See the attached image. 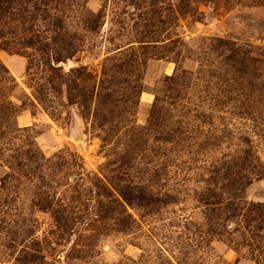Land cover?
Instances as JSON below:
<instances>
[{
  "label": "rangeland",
  "instance_id": "obj_1",
  "mask_svg": "<svg viewBox=\"0 0 264 264\" xmlns=\"http://www.w3.org/2000/svg\"><path fill=\"white\" fill-rule=\"evenodd\" d=\"M0 264H264V0H0Z\"/></svg>",
  "mask_w": 264,
  "mask_h": 264
}]
</instances>
